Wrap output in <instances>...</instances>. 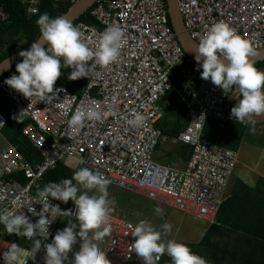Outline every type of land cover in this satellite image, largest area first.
<instances>
[{
    "label": "built area",
    "instance_id": "2783aa9c",
    "mask_svg": "<svg viewBox=\"0 0 264 264\" xmlns=\"http://www.w3.org/2000/svg\"><path fill=\"white\" fill-rule=\"evenodd\" d=\"M54 8L77 0H51ZM184 30L197 43L206 26L224 21L242 38L248 39L254 50L264 47V0H176ZM39 0H28L26 15L37 13ZM92 23L72 22L78 26L85 41L95 43L106 25L113 22L124 29L125 42L118 59L106 68L96 66L79 92L54 82V90L62 88L54 101L46 104L38 97L25 98L4 83L15 70L0 77V90L21 117L28 119L23 133L43 156L32 164L17 148L6 141L0 148V209L23 211L33 223L38 219L27 211L33 206L39 211L38 189L44 173L62 162L78 170L81 167L99 170L108 185L141 195L153 202L174 207L184 214L210 220L218 211L238 152L215 139L204 136L209 118L218 120L220 132L229 118L226 94L210 80L200 77L202 69L185 54L174 30L168 24L165 0H97L89 7ZM2 16V17H1ZM7 16L0 10V19ZM90 63V62H89ZM178 68L184 77L182 85L175 83ZM174 89L187 109L188 122L173 142L187 145L191 155L185 168L164 164L155 159V151L167 138L157 123L163 117L160 99ZM96 107L107 113L101 121H86L84 129L73 139L66 135L67 120L77 108ZM142 112L140 127L126 123L130 112ZM6 117L0 113L1 129ZM4 139V138H3ZM5 140V139H4ZM20 173L21 182L13 177ZM61 210L69 209L74 218V205L48 198ZM70 218V217H69ZM59 217L47 231L36 235L52 239L58 229ZM111 232L103 247L110 264H144L130 251L134 223L116 213H110ZM0 240V251L9 244ZM19 245V244H18ZM25 249H32L19 245ZM162 255L156 264L162 261ZM0 264L3 260L0 259ZM26 264H44L43 247Z\"/></svg>",
    "mask_w": 264,
    "mask_h": 264
},
{
    "label": "clouds",
    "instance_id": "9594fccd",
    "mask_svg": "<svg viewBox=\"0 0 264 264\" xmlns=\"http://www.w3.org/2000/svg\"><path fill=\"white\" fill-rule=\"evenodd\" d=\"M35 23L40 34L39 40L18 53L22 57L15 64L18 75H11L4 83L23 97H38L45 104L54 101L58 92L63 90H54L53 87L61 76L62 68L71 69L68 80L88 78L96 66L106 68L114 63L125 42L124 29L115 22L105 26L95 43L85 41L79 27L63 16L49 17L47 13H41ZM252 55L254 52L249 40L242 38L224 21L206 26L204 35L193 48L196 68L202 69V79L210 80L224 93L232 86L238 89L240 98L231 107L229 118L247 125L250 134L255 131L252 116L264 113V71L254 66L249 59ZM6 66L7 61H4L0 68L6 70ZM22 114L23 110L13 118L18 122ZM106 114L94 106L87 110L77 108L67 120L66 135L73 139L84 129L86 121H101ZM144 119L142 112H130L126 123L136 128L142 125ZM109 183L99 170L81 167L73 172L70 179L50 181L38 189L39 211L33 206L26 207L32 216L38 217L35 223L23 211L0 209V225L4 231L25 238H33L40 231L48 232V225L57 217H70L63 229L55 231L51 242L41 245L40 240L36 239L30 250L10 243L6 251H0L3 264H26L41 247L44 264H110L100 247V242L111 232ZM48 198L61 203L71 200L74 218L71 210H61L57 204H51ZM154 211L158 214L162 212L158 206ZM171 230L172 226L168 222L157 229L150 221L140 219L132 228L131 236L134 239L130 251L142 258L144 264H156L162 254L170 257L171 264H208L187 244L165 239ZM77 243L78 250H73Z\"/></svg>",
    "mask_w": 264,
    "mask_h": 264
},
{
    "label": "crops",
    "instance_id": "0c3cea01",
    "mask_svg": "<svg viewBox=\"0 0 264 264\" xmlns=\"http://www.w3.org/2000/svg\"><path fill=\"white\" fill-rule=\"evenodd\" d=\"M257 69L264 71V67ZM225 94L231 109L240 98L239 91L232 86ZM252 119L255 131L251 134L247 125L239 123L243 130L237 162L212 219H200L160 203L151 209L152 218H158L160 225L168 222L172 226L165 239L187 244L208 264H264V113ZM228 122L238 123L235 119ZM239 131L240 127L233 134ZM0 137V144L6 143L2 134ZM157 161L171 163L165 157ZM157 206L162 210L159 214L154 211ZM162 256L160 264H171L170 257Z\"/></svg>",
    "mask_w": 264,
    "mask_h": 264
},
{
    "label": "trees",
    "instance_id": "16d2710c",
    "mask_svg": "<svg viewBox=\"0 0 264 264\" xmlns=\"http://www.w3.org/2000/svg\"><path fill=\"white\" fill-rule=\"evenodd\" d=\"M71 3H61L58 7L54 8L51 0H39V7L36 14L27 16L26 9L28 7V0H0V10L7 16L6 19L0 21V62L8 55L16 52L12 43L16 39L22 41L21 48L31 44L39 37L38 26L36 20L41 13H47L49 17L61 16L64 14ZM89 9L84 13L85 22L92 23L91 18L87 15ZM83 15V16H84ZM168 24L172 28L170 18L168 15ZM173 29V28H172ZM256 68L264 67V60L254 63ZM178 68L175 72V83L182 85L184 77L180 74ZM15 70V66L11 69ZM71 69L62 68L61 76L55 81L68 87L74 92H79L84 85V79L79 78L76 80H68L67 75ZM163 110V117L159 120L157 125L162 130L163 135L169 139L176 138L184 124L188 122L187 109L183 101L176 94L174 89L169 90L159 101ZM0 113L6 117V124L1 129V134L5 139L13 144L21 155L31 162L32 164L41 162L43 156L29 138L23 133L24 127L29 123L28 119L20 117L17 122L13 117L18 115V112L6 99L5 94L0 90ZM238 125V126H236ZM240 127L238 133L233 134V131ZM239 123L227 122L224 124L223 129L220 132L219 122L214 118H209L206 122L204 129V136L210 139H215L218 134L220 135V141L225 146L237 149L242 139V130ZM232 130V132H231ZM230 132V133H229ZM183 146H187L182 144ZM189 147V146H187ZM190 148V147H189ZM189 156L191 155V148L189 150ZM74 170L64 165L62 162L57 163L53 168L48 169L42 178L41 184L44 186L48 182H59L63 178H71ZM13 177L17 178L21 182L25 179L20 173H14ZM37 236L33 238H25L23 236H17L15 234H9L4 231L3 226L0 225V240H6L8 242H14L19 245L33 248V241Z\"/></svg>",
    "mask_w": 264,
    "mask_h": 264
},
{
    "label": "rangeland",
    "instance_id": "374dc122",
    "mask_svg": "<svg viewBox=\"0 0 264 264\" xmlns=\"http://www.w3.org/2000/svg\"><path fill=\"white\" fill-rule=\"evenodd\" d=\"M84 15V14H83ZM81 15L75 22H85L84 17ZM2 17V16H1ZM2 19H0L1 21ZM22 41L20 39H16L13 41L12 45L20 49ZM263 71V70H262ZM0 141L2 138L0 137ZM3 142V141H2ZM5 144H0V147H3ZM189 150L190 148L187 146H183L180 143L173 142V139L165 138L162 139L160 145L157 147L155 151V159L159 160L160 157H165L169 159L172 164L180 169H183L187 165V161L189 160ZM75 171V170H74ZM109 189V196L111 198V212L116 213L123 218H126L136 224L140 219H145L151 222V224L159 229L160 220L158 218H152V210L156 202H153L145 197L137 194H133L122 189L116 188L114 186L108 185ZM67 219L69 217L61 216L58 221V229H63L66 226ZM88 235L90 236L91 233L89 232ZM107 236L100 242V247L102 248ZM41 242V245L45 242H51L49 240H42L39 237H36ZM3 240V239H1ZM6 241V240H5ZM29 248V247H28ZM73 250H78V243L77 245L73 246ZM71 259V253H69V262Z\"/></svg>",
    "mask_w": 264,
    "mask_h": 264
},
{
    "label": "water",
    "instance_id": "95a60500",
    "mask_svg": "<svg viewBox=\"0 0 264 264\" xmlns=\"http://www.w3.org/2000/svg\"><path fill=\"white\" fill-rule=\"evenodd\" d=\"M97 0H77L71 6L68 8V10L62 14L67 21L74 22L76 19H78L81 15H83L87 9L93 5ZM167 7H168V15L170 18V22L172 25V28L176 34V37L185 52L186 55L193 57V48L194 45L197 43L195 40H193L187 32L184 30L182 19L177 7L176 0H165ZM40 36V35H39ZM39 37L35 40L38 41ZM31 44L17 50L16 52L8 55L6 58H4L0 65L3 64L4 61H7L6 70L3 68H0V77L11 70L17 62H19L22 57L18 56V53L22 50H27L30 47ZM254 55L250 56V60L254 63H257L259 61L264 60V47L254 50Z\"/></svg>",
    "mask_w": 264,
    "mask_h": 264
}]
</instances>
